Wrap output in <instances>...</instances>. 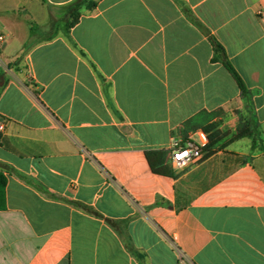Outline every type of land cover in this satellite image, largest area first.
<instances>
[{
  "label": "crops",
  "instance_id": "0c3cea01",
  "mask_svg": "<svg viewBox=\"0 0 264 264\" xmlns=\"http://www.w3.org/2000/svg\"><path fill=\"white\" fill-rule=\"evenodd\" d=\"M72 1L0 0V264H264V0H91L26 49Z\"/></svg>",
  "mask_w": 264,
  "mask_h": 264
},
{
  "label": "trees",
  "instance_id": "16d2710c",
  "mask_svg": "<svg viewBox=\"0 0 264 264\" xmlns=\"http://www.w3.org/2000/svg\"><path fill=\"white\" fill-rule=\"evenodd\" d=\"M88 2L87 8L92 9L96 4L95 2L91 0H74L70 3H68L66 8V14L70 18L69 22L67 24V28L73 27L80 19L82 12L81 9L84 7V5ZM186 12L190 13L188 9H185ZM193 21L195 23L200 24V22L193 17ZM211 42L213 44V48L215 50L216 55L213 57V60H221L224 65L227 67V69L230 71V73L233 75L237 83L239 84L241 88L242 95H248L250 93L249 88L247 87L245 81L243 80L240 73L237 71L235 66L229 61L224 46L217 41L213 36L210 37ZM205 133H207L209 142L203 147L204 155H208L213 152V149L215 145L220 141L216 135L209 133L208 130H205ZM241 136H250L253 138V148H260L264 149L263 140L261 138V131L259 126L256 124L252 127L250 124H244L243 127H241L240 132L238 133L237 137ZM150 164L154 171L159 173H170L168 170H166L163 167H157V163L154 161L153 157L156 155V152L149 151L147 153ZM6 185H7V176L6 174L0 170V209H4L6 207Z\"/></svg>",
  "mask_w": 264,
  "mask_h": 264
},
{
  "label": "rangeland",
  "instance_id": "374dc122",
  "mask_svg": "<svg viewBox=\"0 0 264 264\" xmlns=\"http://www.w3.org/2000/svg\"><path fill=\"white\" fill-rule=\"evenodd\" d=\"M4 2V4H6L7 6H12L13 4H15L17 2V0H1ZM64 9V8H63ZM66 10V9H65ZM65 10H58L54 12L55 18L54 20L50 23L49 26L38 29L34 26V20L33 19H29L26 24L29 25L32 37L30 38L29 43H27L25 45V48H29L30 46H32V44L38 40H43V39H47L51 36H53L54 34H56L61 28L66 27L67 28V24L69 22V17L66 14ZM25 49V50H26ZM23 56L19 61H15V63L17 64V67H22L23 66ZM6 66V64H4ZM250 111V108H249ZM251 115V113H250Z\"/></svg>",
  "mask_w": 264,
  "mask_h": 264
},
{
  "label": "built area",
  "instance_id": "2783aa9c",
  "mask_svg": "<svg viewBox=\"0 0 264 264\" xmlns=\"http://www.w3.org/2000/svg\"><path fill=\"white\" fill-rule=\"evenodd\" d=\"M203 135L206 136L205 132H203ZM203 147L202 143L196 141H188L185 144L175 141L172 145V163L177 168L186 167L191 162L203 157ZM180 263L193 264L184 254L181 256Z\"/></svg>",
  "mask_w": 264,
  "mask_h": 264
}]
</instances>
